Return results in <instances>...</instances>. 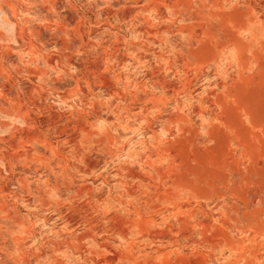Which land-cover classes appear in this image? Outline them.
<instances>
[{"label": "rangeland", "instance_id": "rangeland-1", "mask_svg": "<svg viewBox=\"0 0 264 264\" xmlns=\"http://www.w3.org/2000/svg\"><path fill=\"white\" fill-rule=\"evenodd\" d=\"M0 264H264V0H0Z\"/></svg>", "mask_w": 264, "mask_h": 264}]
</instances>
